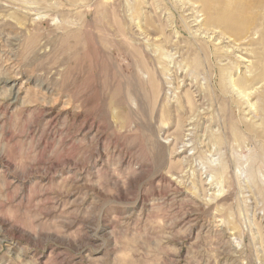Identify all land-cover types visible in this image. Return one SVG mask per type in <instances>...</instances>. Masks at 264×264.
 Wrapping results in <instances>:
<instances>
[{
  "label": "rangeland",
  "instance_id": "374dc122",
  "mask_svg": "<svg viewBox=\"0 0 264 264\" xmlns=\"http://www.w3.org/2000/svg\"><path fill=\"white\" fill-rule=\"evenodd\" d=\"M0 264H264V0H0Z\"/></svg>",
  "mask_w": 264,
  "mask_h": 264
}]
</instances>
